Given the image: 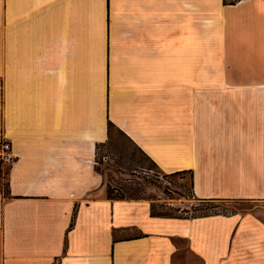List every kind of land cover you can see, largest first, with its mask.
Listing matches in <instances>:
<instances>
[{"label":"crops","instance_id":"obj_1","mask_svg":"<svg viewBox=\"0 0 264 264\" xmlns=\"http://www.w3.org/2000/svg\"><path fill=\"white\" fill-rule=\"evenodd\" d=\"M112 121L199 217L109 199ZM0 264H264V0H0Z\"/></svg>","mask_w":264,"mask_h":264},{"label":"rangeland","instance_id":"obj_2","mask_svg":"<svg viewBox=\"0 0 264 264\" xmlns=\"http://www.w3.org/2000/svg\"><path fill=\"white\" fill-rule=\"evenodd\" d=\"M110 139L111 145L108 151L102 148L98 153V165L103 171L106 185L107 183L112 187L128 185L136 179V176H148L143 175L144 172L139 170V165H148L149 162L131 139L116 130L112 131ZM155 175L156 172L149 173L147 179L152 182H147L142 196L158 204H167L157 205V210L180 216L204 213L229 214L236 210L234 206L195 199L191 194L190 176L186 173L168 176L165 179L160 176L159 180H155ZM5 183L6 176L1 170L0 184L4 186ZM213 205L218 206L213 208Z\"/></svg>","mask_w":264,"mask_h":264},{"label":"trees","instance_id":"obj_3","mask_svg":"<svg viewBox=\"0 0 264 264\" xmlns=\"http://www.w3.org/2000/svg\"><path fill=\"white\" fill-rule=\"evenodd\" d=\"M226 3H234L236 0H224ZM116 130L117 132H120L121 134H123L124 136H126L128 139H130L120 128H118L112 121L108 122V139L105 142H101L98 143L96 146V158H95V168L97 171H99L100 173H102L103 175V171L100 169L99 165H98V153L100 152V150L102 148H104L105 151H108V149L110 148L111 145V134L112 131ZM136 145V144H135ZM137 146V145H136ZM138 147V146H137ZM138 149L142 152V154L146 157V159L148 160L149 164L148 165H139V170L141 172H144V174L149 176V173L151 171L156 172L155 175V180H159L160 176H162V178H166L168 176H173V175H178V174H183L186 171H176L173 173H164L160 170L158 164L150 157L148 156L140 147H138ZM107 164V163H106ZM110 164V163H108ZM109 166V165H106ZM0 174H1V169H0ZM148 176H136V179L132 180L131 183H129L128 185H121V186H117V187H112L111 185H109L107 183L106 187H107V197L109 199H148L144 196H142L145 193L146 190V185L147 182H152V180H148ZM190 188H191V194L193 195V197L195 199H198L202 202H207L209 200H205V199H199L194 195V192L192 190V182L190 183ZM0 188L2 189V191L4 193H7V187L3 186L0 184ZM150 201V200H149ZM157 205L159 206H164L167 205L165 203L162 204H158L155 201H150V209H151V214L152 215H157V216H174V217H182V218H188V217H199V216H207V215H211L210 213H204V214H200V215H191V216H180V215H173L170 213H166L160 210H157ZM169 206V205H168ZM218 205H213V208L217 207ZM212 214H216V213H212Z\"/></svg>","mask_w":264,"mask_h":264},{"label":"built area","instance_id":"obj_4","mask_svg":"<svg viewBox=\"0 0 264 264\" xmlns=\"http://www.w3.org/2000/svg\"><path fill=\"white\" fill-rule=\"evenodd\" d=\"M13 153L11 151V143L8 140L0 141V163L4 161H12Z\"/></svg>","mask_w":264,"mask_h":264}]
</instances>
